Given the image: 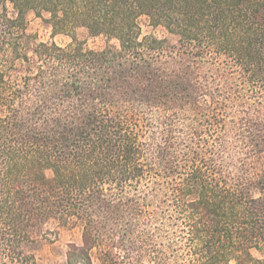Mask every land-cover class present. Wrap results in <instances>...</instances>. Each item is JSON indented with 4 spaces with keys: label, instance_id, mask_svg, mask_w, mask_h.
Segmentation results:
<instances>
[{
    "label": "trees",
    "instance_id": "obj_1",
    "mask_svg": "<svg viewBox=\"0 0 264 264\" xmlns=\"http://www.w3.org/2000/svg\"><path fill=\"white\" fill-rule=\"evenodd\" d=\"M51 220L67 264H264V0H0V264Z\"/></svg>",
    "mask_w": 264,
    "mask_h": 264
},
{
    "label": "rangeland",
    "instance_id": "obj_2",
    "mask_svg": "<svg viewBox=\"0 0 264 264\" xmlns=\"http://www.w3.org/2000/svg\"><path fill=\"white\" fill-rule=\"evenodd\" d=\"M49 17L50 15L45 12L42 13V17L36 16L34 12L28 14V33L35 37L32 45L51 41L52 29L47 22ZM76 34L86 48L93 50H102L107 46L118 48V41L108 42L104 37H91L86 29H78ZM150 36L163 40L168 47L179 46L178 35L167 32L163 27H153L146 18H142L141 37ZM55 42L65 46L70 44L72 39L69 36L58 35L55 37ZM70 244H81V229L51 220L35 230L32 241L24 245L23 252L34 257L39 264H67L66 254Z\"/></svg>",
    "mask_w": 264,
    "mask_h": 264
}]
</instances>
